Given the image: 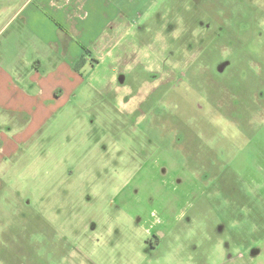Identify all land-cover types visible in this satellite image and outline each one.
<instances>
[{"label":"rangeland","instance_id":"1","mask_svg":"<svg viewBox=\"0 0 264 264\" xmlns=\"http://www.w3.org/2000/svg\"><path fill=\"white\" fill-rule=\"evenodd\" d=\"M129 7L1 165L0 264H264V0Z\"/></svg>","mask_w":264,"mask_h":264},{"label":"crops","instance_id":"2","mask_svg":"<svg viewBox=\"0 0 264 264\" xmlns=\"http://www.w3.org/2000/svg\"><path fill=\"white\" fill-rule=\"evenodd\" d=\"M129 24V0H0V169L86 89L81 74Z\"/></svg>","mask_w":264,"mask_h":264}]
</instances>
